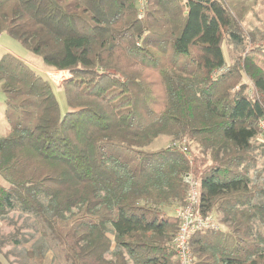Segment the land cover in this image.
Listing matches in <instances>:
<instances>
[{"label": "trees", "instance_id": "1", "mask_svg": "<svg viewBox=\"0 0 264 264\" xmlns=\"http://www.w3.org/2000/svg\"><path fill=\"white\" fill-rule=\"evenodd\" d=\"M257 6L264 16V0H147L139 17L136 0H0V34L69 74L55 86L0 58V220L35 219L64 264H177L169 211L192 174L219 225L192 236L193 264H264V23L242 25ZM225 41L240 50L231 64Z\"/></svg>", "mask_w": 264, "mask_h": 264}, {"label": "rangeland", "instance_id": "2", "mask_svg": "<svg viewBox=\"0 0 264 264\" xmlns=\"http://www.w3.org/2000/svg\"><path fill=\"white\" fill-rule=\"evenodd\" d=\"M262 7L257 6L256 17L248 15L242 23L245 31L260 30L264 23V16L261 14ZM222 52L225 61L228 64L233 63L235 57L240 54V50L234 48L229 42L223 43ZM9 53L14 57L22 60L38 74L46 77L55 86L67 79L69 74L67 72H57L52 69H47L42 63L41 59L30 52L26 51L23 46L17 41L13 40L6 34H0V58ZM256 62L264 67V60L261 57L256 58ZM48 74L50 77H48ZM64 77V79H63ZM247 84V95L254 97L255 93L252 84L249 81H244ZM54 94L59 105L61 113L66 112L64 97L61 90L55 88ZM8 128L5 119L4 96L0 89V137L5 135ZM256 145L264 146L260 136L257 135L255 139ZM169 141L166 137L161 136L155 139L148 147V150H156L161 147H166ZM197 155L194 147L192 153L188 155L192 164L193 156ZM257 168L262 170L264 177V158L258 157ZM0 184L4 183L0 180ZM173 214V210L169 211ZM40 249L43 253L42 264H64L59 251L48 240H45L40 235V226L38 222L27 214H22L20 211L8 213L7 217L0 220V263L1 264H33L31 254L33 251Z\"/></svg>", "mask_w": 264, "mask_h": 264}, {"label": "built area", "instance_id": "3", "mask_svg": "<svg viewBox=\"0 0 264 264\" xmlns=\"http://www.w3.org/2000/svg\"><path fill=\"white\" fill-rule=\"evenodd\" d=\"M146 3L147 0H136L139 17L142 16ZM48 77H50L49 74ZM257 128L258 135L264 143V108ZM173 146L177 147L180 152L188 154L184 142L175 143ZM188 155L187 159L191 160ZM183 182L186 187L185 199L184 203L174 210L179 226L173 237L172 247L177 264H193V256L189 246L190 239L198 232L218 230L219 225L214 217L204 216L199 211V186L197 179L192 174H186L183 177Z\"/></svg>", "mask_w": 264, "mask_h": 264}, {"label": "crops", "instance_id": "4", "mask_svg": "<svg viewBox=\"0 0 264 264\" xmlns=\"http://www.w3.org/2000/svg\"><path fill=\"white\" fill-rule=\"evenodd\" d=\"M174 210H175V209H174ZM174 210H173V211H174Z\"/></svg>", "mask_w": 264, "mask_h": 264}]
</instances>
